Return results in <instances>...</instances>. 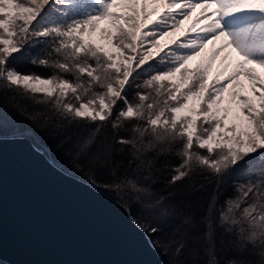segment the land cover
I'll return each instance as SVG.
<instances>
[{"label": "snow or ice", "instance_id": "1", "mask_svg": "<svg viewBox=\"0 0 264 264\" xmlns=\"http://www.w3.org/2000/svg\"><path fill=\"white\" fill-rule=\"evenodd\" d=\"M29 57L52 73L13 67ZM0 83L83 130L90 182L109 171L173 264H264V0H0ZM196 170L218 186L202 216Z\"/></svg>", "mask_w": 264, "mask_h": 264}, {"label": "water", "instance_id": "2", "mask_svg": "<svg viewBox=\"0 0 264 264\" xmlns=\"http://www.w3.org/2000/svg\"><path fill=\"white\" fill-rule=\"evenodd\" d=\"M0 259L162 264L125 207L59 169L27 137H0Z\"/></svg>", "mask_w": 264, "mask_h": 264}, {"label": "trees", "instance_id": "3", "mask_svg": "<svg viewBox=\"0 0 264 264\" xmlns=\"http://www.w3.org/2000/svg\"><path fill=\"white\" fill-rule=\"evenodd\" d=\"M41 47L37 45L31 49L33 57L41 50ZM31 58L18 61L13 67L21 72H36L45 75L52 73L53 70L50 68H42L32 64ZM142 79L143 77L137 83L142 82ZM135 91L136 89H133L132 94L129 96L130 100L134 98ZM36 98H39V95ZM49 108L50 106L37 104L35 98L23 94L21 90L9 89L0 83V137H27L55 166L67 174L90 184L109 199L125 207L137 222V207L134 199L126 192L110 191L103 187L105 184L114 183L115 178L109 171L95 173V186L90 182L92 179L91 163L87 155L80 154L78 151V144L83 138V130L75 125L52 123L48 119L51 116ZM127 135H131V133H127ZM164 161H167L168 165L175 166L179 163V158L172 153H165L161 163H164ZM171 174L172 167L166 166L164 178L160 180L157 194L166 193L165 178ZM205 175H207L206 172L196 170L183 185L185 190H191L194 185L196 187L201 184L204 185L202 195L195 198L194 207L198 216L206 215L207 202L210 195L215 193L218 187L216 183L204 180ZM245 182L246 178L243 176H226L224 182L219 185L222 193L220 202L223 203L227 197L235 195V188ZM216 215L218 220L219 211ZM203 231L204 229L201 228V232ZM147 236L150 241L155 238V234L152 233H148ZM155 248L162 259V264H173L176 253L171 246L160 245V247ZM186 258L191 259L192 257L186 252ZM198 259H201V261L207 259L202 250ZM0 264L10 263L0 259Z\"/></svg>", "mask_w": 264, "mask_h": 264}]
</instances>
